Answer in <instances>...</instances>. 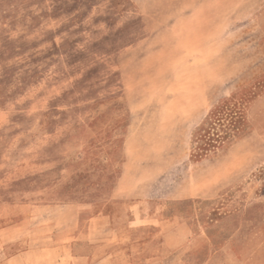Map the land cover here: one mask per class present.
Segmentation results:
<instances>
[{
	"label": "rangeland",
	"instance_id": "obj_1",
	"mask_svg": "<svg viewBox=\"0 0 264 264\" xmlns=\"http://www.w3.org/2000/svg\"><path fill=\"white\" fill-rule=\"evenodd\" d=\"M153 198L147 255L264 264V0H0V264H58L106 214L127 264Z\"/></svg>",
	"mask_w": 264,
	"mask_h": 264
},
{
	"label": "crops",
	"instance_id": "obj_2",
	"mask_svg": "<svg viewBox=\"0 0 264 264\" xmlns=\"http://www.w3.org/2000/svg\"><path fill=\"white\" fill-rule=\"evenodd\" d=\"M144 201L146 200H150V199H142ZM159 199L153 198L152 202L154 203H150L149 205H147L146 207H143L141 205L135 207L132 203V201H127V207L130 209L128 214H130L131 218L129 220H127V242L124 241L122 243L127 244V264H146L147 262L151 261L153 263H159L161 262V264H163L162 260L163 255L161 254L162 251H156L155 253L151 254V255H147L146 250L153 247H157L159 245V241H158V233L162 236L165 232H172L173 228L172 227H168L165 228V223L168 222V219H164V218H160L157 217V212H160L162 210V208H159V204L157 203ZM151 201V200H150ZM160 201V200H159ZM125 202V201H124ZM154 214H148V215H144L146 213H153ZM104 217V218H103ZM146 218H149V220L147 221ZM179 219V218H178ZM97 221V222H96ZM95 222V223H93ZM93 225L95 230H99L101 231L100 234L102 235H107L105 236V238L102 239H94V240H89L87 238H75L72 239L71 241H65L60 243L59 245H55L53 247H49L46 248L48 249L47 251H51V250H59L61 251V253H59L56 258H55V263L60 264L61 262H66L67 261H77V260H82L80 257H82L83 259L85 258L86 261L89 260H95L97 264H109V262L113 259V254L109 252L110 250V246H112L113 244H117V243H121L116 242L115 239L113 238H109L108 237V233H112L113 228L110 227V215L106 214V215H101V216H97L95 221H93ZM179 220H177V224H179ZM89 225V229L92 227L91 224ZM143 226H148L149 229L153 228L155 230V235H151L149 236L148 234H144V235H140L138 238L135 237L133 234V232L135 230H137L138 228H142ZM197 235V234H195ZM104 237V236H102ZM119 237V236H118ZM155 238V239H154ZM78 239H81L83 241V243L86 242H90L93 243V245H97V246H106L107 247V253L104 255H100V256H83V255H75L71 252V248H68V246L71 247V245H74L76 243H78ZM157 239V240H156ZM187 240V243L189 241H191V237ZM81 242V241H80ZM69 250V255H68V251ZM46 250L43 248H23L20 251H17V253L12 254L11 257L9 259H13V260H21V261H27V259L30 256H36L38 261H42L45 259L43 256L40 257L41 253H44ZM55 251V252H56ZM45 254V253H44ZM126 255V254H124ZM77 258V259H76ZM242 260V259H241ZM240 260V261H241ZM23 262V263H24ZM29 263V262H28ZM37 264H45V263H37ZM49 264H53V263H49ZM240 264H243V262H240Z\"/></svg>",
	"mask_w": 264,
	"mask_h": 264
}]
</instances>
